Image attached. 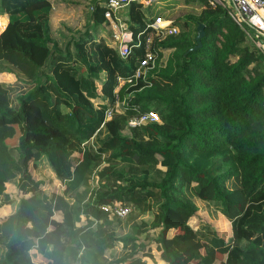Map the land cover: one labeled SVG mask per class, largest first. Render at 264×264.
<instances>
[{
    "label": "trees",
    "instance_id": "obj_1",
    "mask_svg": "<svg viewBox=\"0 0 264 264\" xmlns=\"http://www.w3.org/2000/svg\"><path fill=\"white\" fill-rule=\"evenodd\" d=\"M197 1L192 31L168 37L163 46L172 51L161 66L135 79L153 20L141 3L131 2L123 16L133 41L122 58L94 36L106 24L102 0L92 4V28L72 40V52L52 39L49 0H0L7 15L0 71L15 75L0 82V210L15 204L0 217V264H140L153 256L163 264H264V54L221 6ZM197 23L204 25L201 46L187 51ZM118 103L129 117L154 104L157 121L131 128L150 145L121 136L120 115L106 118ZM107 152V161H139L143 176L115 172L108 183L102 171L90 185L93 165ZM153 154L163 169L148 164ZM40 158L71 199L59 201L57 217L59 195L43 191L28 169ZM196 199L228 221V238L202 220L188 227ZM115 202L149 212L150 222L102 210ZM99 222H114L122 236L93 229ZM115 241L121 249L107 257Z\"/></svg>",
    "mask_w": 264,
    "mask_h": 264
},
{
    "label": "rangeland",
    "instance_id": "obj_2",
    "mask_svg": "<svg viewBox=\"0 0 264 264\" xmlns=\"http://www.w3.org/2000/svg\"><path fill=\"white\" fill-rule=\"evenodd\" d=\"M99 0H49L51 4V10H50V16H49V25L51 30V36L53 41L56 44V48L61 51H65L66 46L69 44L70 52L73 51L72 46V40L76 38L80 33H82L85 29L92 28L91 27V20L89 18V12L91 9V6L94 2ZM195 2H191L189 0H163V1H154L149 4L142 5L143 10L145 12V15L148 17H152V22L155 20L163 21L168 23L169 25H175L177 28V32L174 34H155V32L152 30L149 32L145 38L147 40V45L149 46V50L153 51L155 54V65H154V73L157 71L159 66L163 63L167 55L172 51V48H165L163 44L165 41H167L172 36H176L182 28H185L186 30L192 31L193 24H192V18L197 16L200 12V6ZM208 3V1L206 0ZM209 4V3H208ZM210 5V4H209ZM212 6V5H211ZM123 10L119 11V14H122ZM3 21V20H2ZM111 29H101L98 33H95L94 36H98L99 34L105 39L107 43H109V33ZM96 32V31H95ZM245 39H249L247 36H245ZM249 41V40H248ZM55 55V53H52L48 59L47 62H51L52 57ZM150 75V74H147ZM15 80V75L7 71H0V82L4 84L11 83ZM154 104H151L150 111L157 112L153 109ZM113 115H120V126H119V134L121 136L126 137H133L135 139L139 138L142 139V143H148L150 145L151 143L146 140L141 135L137 134L139 133V129L132 130L127 126V120L129 116L126 115V112L124 110L123 104L118 103L115 105L114 110L111 111V114L109 115V118ZM108 118V119H109ZM136 131V132H135ZM137 134V135H136ZM110 152H107L99 158L93 165V169L90 176V185H93L96 183V175L99 172L104 171L105 173L109 174L108 180L111 183L114 181V173H124L126 177L129 178H139L143 176L141 174V171L138 169V165L142 164L137 160H130V161H121L119 159H113L111 161H107L106 159ZM44 159V158H43ZM160 157L158 154H153L152 158L149 159L148 164L151 165L152 169L155 168H161L159 165ZM44 159H39L35 161L33 164L30 162L28 164V168L32 170V172L35 174V177L43 182L42 189L43 191H52L56 195H59V197L55 200V204L53 202L54 207V214L58 215L60 212L56 209V205L59 206V201L66 200L71 201V199L64 195V197L61 196V190L62 185L58 180L55 179L54 174L49 169L47 170L46 167L47 163ZM149 171V177H153L154 173L153 171ZM163 169V168H161ZM7 192L9 193H16V188L14 185H8L7 186ZM196 205L198 206V210L195 212L194 216H192L188 221V227L194 228L195 224L198 220H202L205 222H208L216 231V233L225 238H228L230 236V226L228 221L217 211H214L211 203L203 200H197L196 199ZM129 204V203H128ZM130 205V204H129ZM57 206V207H58ZM131 206V207H130ZM130 211L129 213L124 217H119L122 219H128L130 218L129 215L135 216V220H133V223L140 224L143 223H149L151 220V215L149 212H143L139 213L138 209H134L132 205H130ZM15 204L10 207V209H15ZM109 219V218H108ZM132 220V216H131ZM129 220V225H130ZM93 229L95 230H104L107 233H111L116 239L119 236H122L123 231L117 230L116 224L114 222L104 225L103 222L94 223ZM124 233L128 235L129 228H124ZM168 233V235H170ZM134 236L136 237L137 241H139L141 244L147 243L145 240L142 239V235L135 233ZM130 245V244H128ZM149 245V244H148ZM121 244L118 241H115L111 247H109L107 250H105V255L107 257H113L114 255H117L120 251ZM197 248H199V251L203 253L202 250V244H197ZM119 249V250H118ZM118 251V252H117ZM33 256V260L37 261L35 255L31 253ZM140 264H162V261L160 262L159 259L153 256L152 259H149L147 257L141 258ZM215 264H217L215 262Z\"/></svg>",
    "mask_w": 264,
    "mask_h": 264
},
{
    "label": "built area",
    "instance_id": "obj_3",
    "mask_svg": "<svg viewBox=\"0 0 264 264\" xmlns=\"http://www.w3.org/2000/svg\"><path fill=\"white\" fill-rule=\"evenodd\" d=\"M158 0H102L104 7L103 17L106 20L105 29H111L109 33V45L117 51L118 55L125 58L130 51L129 43L133 41L131 32L124 22L123 16L131 2H138L142 5L149 4ZM212 6H221L228 17L240 27L256 47L264 54V0H207ZM123 10L122 14L119 11ZM3 20V21H2ZM7 22V15H0V32ZM155 34H174L177 32L175 25H169L166 22L155 20L149 24ZM139 43V39H134ZM147 40H145V43ZM147 45V43H146ZM148 46V45H147ZM155 54L153 51L146 49L143 56L136 63L132 78L144 79L148 71L152 70L155 65ZM119 84L130 81L129 78L121 80L117 78ZM111 109L106 111V118H109ZM157 121V115L153 111L139 112L127 120V126L134 128L149 122ZM102 210L110 216L124 217L129 211V205L113 203L103 205Z\"/></svg>",
    "mask_w": 264,
    "mask_h": 264
},
{
    "label": "water",
    "instance_id": "obj_4",
    "mask_svg": "<svg viewBox=\"0 0 264 264\" xmlns=\"http://www.w3.org/2000/svg\"><path fill=\"white\" fill-rule=\"evenodd\" d=\"M204 25L202 23H197L195 27V35H194V45L190 47L187 51L196 50L201 46V37L204 34Z\"/></svg>",
    "mask_w": 264,
    "mask_h": 264
},
{
    "label": "crops",
    "instance_id": "obj_5",
    "mask_svg": "<svg viewBox=\"0 0 264 264\" xmlns=\"http://www.w3.org/2000/svg\"><path fill=\"white\" fill-rule=\"evenodd\" d=\"M40 159H42L43 161H44V159L43 158H40ZM37 161V160H36ZM46 164V163H45ZM47 168V170L49 169L50 171H51V169L49 168V167H46ZM29 169V168H28ZM30 170V169H29ZM31 171V173L34 175V177H35V174L32 172V170H30ZM55 176V175H54ZM36 178V177H35ZM37 179V178H36ZM55 179H56V177H55ZM56 180H58V179H56ZM58 182H60L59 180H58ZM61 183V182H60ZM62 185V184H61ZM63 187V186H62ZM14 205V204H13ZM12 206V205H11ZM11 206H7V207H5V208H2L1 210H0V217H2V216H4V215H6V214H9L10 212H12V211H14V209H10V207ZM15 208V207H14ZM57 216H59V214L58 215H56V217ZM160 261V260H159ZM161 262V261H160ZM163 264V263H162Z\"/></svg>",
    "mask_w": 264,
    "mask_h": 264
}]
</instances>
